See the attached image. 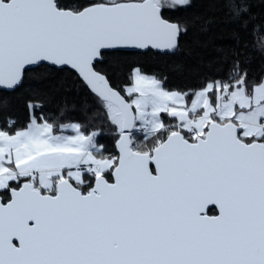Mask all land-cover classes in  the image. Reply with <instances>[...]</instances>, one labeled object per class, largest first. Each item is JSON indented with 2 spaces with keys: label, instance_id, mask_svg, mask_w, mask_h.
Segmentation results:
<instances>
[{
  "label": "snow or ice",
  "instance_id": "1",
  "mask_svg": "<svg viewBox=\"0 0 264 264\" xmlns=\"http://www.w3.org/2000/svg\"><path fill=\"white\" fill-rule=\"evenodd\" d=\"M0 264H264V0H0Z\"/></svg>",
  "mask_w": 264,
  "mask_h": 264
},
{
  "label": "trees",
  "instance_id": "2",
  "mask_svg": "<svg viewBox=\"0 0 264 264\" xmlns=\"http://www.w3.org/2000/svg\"><path fill=\"white\" fill-rule=\"evenodd\" d=\"M142 62L149 68H164V61L161 58L145 56L140 58Z\"/></svg>",
  "mask_w": 264,
  "mask_h": 264
}]
</instances>
